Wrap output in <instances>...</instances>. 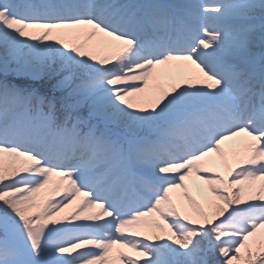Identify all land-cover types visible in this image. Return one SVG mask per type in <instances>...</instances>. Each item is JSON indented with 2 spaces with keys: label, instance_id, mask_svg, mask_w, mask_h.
Wrapping results in <instances>:
<instances>
[{
  "label": "snow or ice",
  "instance_id": "obj_1",
  "mask_svg": "<svg viewBox=\"0 0 264 264\" xmlns=\"http://www.w3.org/2000/svg\"><path fill=\"white\" fill-rule=\"evenodd\" d=\"M114 260L264 264V0H0V264Z\"/></svg>",
  "mask_w": 264,
  "mask_h": 264
},
{
  "label": "rangeland",
  "instance_id": "obj_2",
  "mask_svg": "<svg viewBox=\"0 0 264 264\" xmlns=\"http://www.w3.org/2000/svg\"><path fill=\"white\" fill-rule=\"evenodd\" d=\"M98 38L94 37L93 38V42H95ZM97 54H104V50L101 48V49H97ZM259 51V50H257ZM158 72H161L163 73L165 71V69L163 68H158L157 69ZM171 75H172V82H178L180 80V78L182 76H186L189 74V72H196L198 70L195 69L194 66H191V68H182V67H179V66H173L171 69ZM162 83H169V81L167 80V78H164L162 77L161 81ZM154 83V81L150 78L149 79V85H152ZM154 93L149 91L148 95H153ZM137 95H144V94H137ZM239 138H235L234 140H231V141H226L223 145H222V148L227 152L229 151L231 148H235L236 151H237V155L235 157H229V166H235L237 161L240 159V155H242V152H241V149L239 147ZM211 159L213 161H218V157L216 156V154H212V157ZM216 170L217 171H220L221 174H225L226 172V169H224L223 167H220L218 164L216 166ZM57 178L56 177H53V180L55 181ZM193 180H196V182L198 184H200L201 188L205 189L206 190V185H204L203 181H199L196 179L195 176H193L190 180H187L186 183L188 184L189 186V190L192 191V194L193 196L197 199V200H200V195L199 193H197L194 189H193V185H192V181ZM43 195H55L54 193L52 192H46L44 193ZM209 195H211V193H209ZM56 198L58 199L59 197L56 196ZM173 199L176 200V199H182V197L180 196V193H179V190H177L176 193H174L173 195ZM75 205H70L68 208H65L63 209L61 215L63 214H67V213H70L73 209H74ZM189 210V207L187 205V202L185 201L184 202V209H182V211H188ZM89 211H95V209L93 210H89ZM146 220H152V219H159L158 217H148V218H145ZM161 223H163V221H160ZM142 231V235H152V234H156L158 232L157 229L155 228H152V227H149V228H144V229H141ZM124 251H127V249H124ZM113 264H120V261L118 260H114Z\"/></svg>",
  "mask_w": 264,
  "mask_h": 264
}]
</instances>
